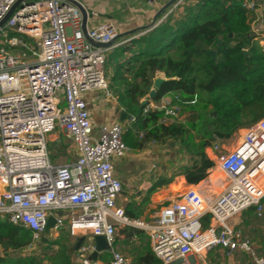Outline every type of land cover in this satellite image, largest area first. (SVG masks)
Masks as SVG:
<instances>
[{
	"label": "built area",
	"instance_id": "2783aa9c",
	"mask_svg": "<svg viewBox=\"0 0 264 264\" xmlns=\"http://www.w3.org/2000/svg\"><path fill=\"white\" fill-rule=\"evenodd\" d=\"M243 4L250 12L256 9L254 0ZM78 5L81 0H0V218L29 230L33 243L44 238L50 216L57 220L51 237L64 228L73 242L104 236L112 260H91L95 246L86 242L72 255L78 264H127L113 250L119 227L146 231L163 264H189L215 248L264 264L251 240L230 224L251 208L264 214V117L245 129L232 149L221 141L206 148L214 164L208 175L218 169L228 180L223 191L190 186L162 199L149 219L129 217L118 205L124 185L115 168V160L130 152L124 139L129 126L106 123L95 135L86 99L95 91L109 95L105 45L118 30L108 22L85 32ZM174 99L180 101L166 96L144 113L164 111L163 125L184 122ZM197 101L195 96L183 104ZM58 127L75 147L73 163H51L48 136Z\"/></svg>",
	"mask_w": 264,
	"mask_h": 264
},
{
	"label": "trees",
	"instance_id": "16d2710c",
	"mask_svg": "<svg viewBox=\"0 0 264 264\" xmlns=\"http://www.w3.org/2000/svg\"><path fill=\"white\" fill-rule=\"evenodd\" d=\"M211 51H215V57ZM109 67L113 69L110 89L134 118L124 136L126 143L133 145L130 137L135 133H143L148 141L179 143L194 158L181 173L190 184L204 180L214 165L206 157L207 147L264 117V46L252 29L250 11L243 0H184L153 30L116 47L107 56ZM159 75L166 81L155 98L142 106ZM166 96L178 97L180 101L174 99L173 105H180L182 114L190 110L203 112L195 120L163 125L160 120L164 111L153 109L145 114L144 110ZM195 96V105L183 104ZM161 180L150 187L148 197L173 182ZM145 206L131 202L125 211L129 217L139 219ZM250 211L256 214L254 208ZM208 222L209 218L205 225ZM48 240L44 236L40 242ZM32 243L29 230L0 218V247L19 251ZM63 253L51 257L50 264H78L68 249ZM151 261L162 264L155 256ZM0 264L48 263L37 257L13 258L0 253Z\"/></svg>",
	"mask_w": 264,
	"mask_h": 264
},
{
	"label": "crops",
	"instance_id": "0c3cea01",
	"mask_svg": "<svg viewBox=\"0 0 264 264\" xmlns=\"http://www.w3.org/2000/svg\"><path fill=\"white\" fill-rule=\"evenodd\" d=\"M170 1L171 0H153V2H150L149 0H97L92 7L88 6L83 1H81V5L87 13L86 25L88 28L97 27L108 22L114 24L115 19H118L121 24H129V28L126 30H118L119 38L110 48H107L108 56L116 47L129 43L157 27L163 20H160V15L157 18L156 16ZM173 8L174 7L171 9ZM144 11H148L149 13L146 15L144 14ZM180 11H182V9H180ZM250 21L253 31L261 39V45L264 46L263 11L256 7L255 11L250 12ZM106 69H109V71L107 70L108 72L106 76L109 83V95L106 91H95L86 95L95 135L98 134L99 129L103 124L114 121L122 122L121 113L123 111L125 112L116 94L110 89L113 69L112 67ZM130 122V120L126 119L123 121V124L125 126H130ZM242 132L245 133L244 130ZM48 148H51L52 154H54L53 157L55 163L53 164L55 165L73 163L77 159L75 147L71 139L59 127L55 132L48 136ZM115 168L118 177L122 180L124 185L123 194L125 193V196L122 195L123 199L120 201L122 204H119L118 200V205L126 207L131 202H135L138 205L150 202L145 206L144 214L141 217L146 220L152 217L156 212V209L159 206L158 203L162 199L167 196H179L180 192L178 191L182 189L190 186H197L201 183L207 185V188L220 193L228 185L226 179L222 180L223 178H220L221 173L217 174L216 172L212 173L208 178L202 180L198 184H189L186 178L182 176L180 178L176 177L172 179L173 182L170 183V185L159 188L155 193L148 197L147 189L154 184L150 182V179L152 178V174L157 172L158 169L156 164L151 165L148 161L125 157L121 160H115ZM142 176H149L148 181L151 186L147 185L148 181L145 182L144 186L140 185V181L143 179ZM222 176L224 177L223 174ZM140 178L141 180H139ZM133 196L136 198H132ZM147 198H149L148 201H146ZM230 224L239 231L244 238L250 239L253 243L254 249L264 256V219L256 218L249 209L240 215L233 217L230 220ZM113 250L120 253L126 259L127 264H159L151 261L154 259L151 240L148 233L141 229L119 227L117 229ZM108 253V259L102 261L99 258L98 261L102 263H108L111 261L112 251ZM102 255H104V253ZM172 264L184 263L182 261H177ZM190 264H252V259L251 256L246 253L238 251L231 252L216 248L207 252L200 259L192 258Z\"/></svg>",
	"mask_w": 264,
	"mask_h": 264
},
{
	"label": "rangeland",
	"instance_id": "374dc122",
	"mask_svg": "<svg viewBox=\"0 0 264 264\" xmlns=\"http://www.w3.org/2000/svg\"><path fill=\"white\" fill-rule=\"evenodd\" d=\"M81 1H83L88 6L92 7L95 5V2L97 0H81ZM254 1L256 3V7L260 8L263 11V16H264V0H254ZM171 8H168L165 11V15L162 18H160V20H163L168 14H170ZM148 13H149L148 11H144V14L147 15ZM114 25L117 30H126L127 28H129L128 23L121 24L119 23L118 19L114 20ZM107 70L109 71V69H106V76L108 72ZM211 109H212V105L209 106L208 111H210ZM202 112H203L202 110L186 111L185 113L182 114L183 119L185 122L195 120L198 117V115ZM244 121L247 122L248 119H245ZM245 129L236 130L235 132L232 133V136L230 138L219 141L224 143L228 149H232L241 140V136L244 134L242 131ZM130 138L134 146L131 145L130 143L128 144L130 147V152L126 157L140 159L141 161L143 160L148 161L149 164L151 165L156 164V166L158 167L157 172L152 174V178L150 179L151 183H155V182L157 183L159 181H162L161 179H174L176 177L177 178L182 177L181 173H183L184 167L191 165L192 162L194 161L191 152L183 148L179 143H175L170 140H167L165 143L148 141L145 136H141V134L139 133H135L131 135ZM53 156L54 154H52L51 148H49V157L52 164L55 163ZM214 172H216L217 174L221 173L220 178L221 179L223 178L222 180L226 179L228 183L227 178H225V175L221 171L215 169L212 173ZM212 173H210L206 178H208ZM222 174L224 175V177L222 176ZM142 177L144 180L143 179L141 180V178L139 179L141 180L140 185L144 186L145 182L148 181L149 176H146L147 178L144 176ZM147 185L151 186L149 184V181ZM206 186L207 185L200 183L199 188L206 189ZM149 189L147 190L149 191ZM123 195L125 196V193ZM132 198H136V197L133 196ZM122 199L123 197L121 196L119 198V204H122L120 202ZM254 215L256 216V218L264 219V215H258V214H254ZM48 239L49 240L47 242L42 241V242L32 243L29 247L19 251H12L11 249L5 250L4 248L0 247V253L1 255H5L6 257H13V258L37 257L39 260L50 264L51 257H56L58 255L64 254L63 252H65V250L67 249L69 250V248L73 243L72 238L68 234L67 228L62 229L59 234H56ZM55 242H59V243L56 244ZM108 252H105L104 255L100 256V258L104 257V260L108 259L109 258ZM72 260H73V256H72Z\"/></svg>",
	"mask_w": 264,
	"mask_h": 264
},
{
	"label": "water",
	"instance_id": "95a60500",
	"mask_svg": "<svg viewBox=\"0 0 264 264\" xmlns=\"http://www.w3.org/2000/svg\"><path fill=\"white\" fill-rule=\"evenodd\" d=\"M179 0H171L169 3H167L157 14L156 18L161 14L164 13L168 8H171L173 6L176 5V3ZM80 7V9L82 10L83 13V29L86 32L87 29V25H86V21H87V13L85 12V10L83 9L82 5H78ZM119 38V36H117V38L110 44L105 45V47L110 48L114 42ZM219 44L221 43V40H219L218 42ZM211 55L213 57H215V51H211L210 52ZM246 55V52H245ZM166 81V79H164L163 77H161L160 75L157 76L154 80V84H153V89L150 91L149 96L145 97L141 103L142 106L147 105L152 99L155 98L156 94H157V90H159L162 86V84ZM131 120L132 117L130 115H128L126 112H122L121 113V121H125V120ZM60 215H62V212L59 213ZM57 223V220L54 216H50L48 218V222L45 228V236L50 238L51 237V229L55 227ZM89 242L91 244H93L95 246V250L93 251V253L90 255V259L93 261H98L100 256L108 251H111V247L109 246V244L107 243L106 239L104 236H95L92 239H88L86 236H82V237H78L71 245V247L69 248V254L73 255L75 252H77L78 250H80V248L83 246L84 243Z\"/></svg>",
	"mask_w": 264,
	"mask_h": 264
},
{
	"label": "bare ground",
	"instance_id": "6f19581e",
	"mask_svg": "<svg viewBox=\"0 0 264 264\" xmlns=\"http://www.w3.org/2000/svg\"><path fill=\"white\" fill-rule=\"evenodd\" d=\"M225 177H226V176H225ZM227 186H228V185H227ZM227 186H226V187H227Z\"/></svg>",
	"mask_w": 264,
	"mask_h": 264
}]
</instances>
